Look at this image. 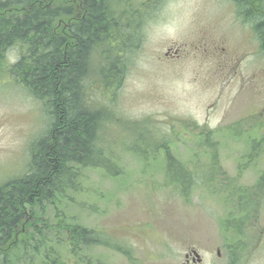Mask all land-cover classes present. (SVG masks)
I'll return each instance as SVG.
<instances>
[{
    "label": "rangeland",
    "instance_id": "obj_1",
    "mask_svg": "<svg viewBox=\"0 0 264 264\" xmlns=\"http://www.w3.org/2000/svg\"><path fill=\"white\" fill-rule=\"evenodd\" d=\"M257 7L251 0L254 13L264 10V0ZM244 18L233 0H161L148 14L145 39L117 94L91 92L106 111L96 133L112 166L108 171L76 165L78 176L47 205L46 218L55 227L50 237L58 240L63 264H163L182 261L190 246H197L208 264L225 261L218 255L224 250L239 264H264V189L257 185L264 157L246 164L256 138L264 137V53L240 59L258 45ZM17 46L8 47L0 63V184L26 170L30 144L46 136L53 121L43 100L10 75L8 66L21 54ZM253 111V128L232 130L234 121ZM207 135L210 146L203 143ZM133 147L146 149L147 158ZM204 150L218 153L238 186L253 187L255 208L253 202L248 211L237 207L240 195L226 200L217 188L226 180L216 161L211 178L199 170L184 195L166 183V151L191 169L205 170ZM228 202L238 210L227 213ZM69 224L96 230L99 240L73 245ZM31 251L22 249L16 257L23 264H44L43 256Z\"/></svg>",
    "mask_w": 264,
    "mask_h": 264
},
{
    "label": "trees",
    "instance_id": "obj_2",
    "mask_svg": "<svg viewBox=\"0 0 264 264\" xmlns=\"http://www.w3.org/2000/svg\"><path fill=\"white\" fill-rule=\"evenodd\" d=\"M233 1L252 18L264 43V10L254 13L251 0ZM259 1L255 0L256 8ZM157 5L158 0H0V63L6 60L7 48L18 45L21 54L8 66L10 75L37 100L42 99V106L53 118L46 136L30 145L26 171L0 184V264H23L16 257L22 249L42 255L44 264H63L56 250L58 240L50 237L49 231L55 227L46 218L47 205L78 176L76 165L112 166L111 154L99 145L96 133L106 111L91 92L106 89L117 94L132 53L144 41L142 21ZM210 139L207 135L203 143L208 145ZM256 139L248 163L264 157V137ZM133 150L146 156L140 149ZM166 152V183L171 182L184 195L191 185L175 181L195 180L204 168L196 170L192 165L191 169ZM208 154L209 171L216 161L217 171L225 175L226 183L219 188L226 200L240 195L236 206L248 211L253 187L236 185L218 153ZM257 185L264 189V169ZM228 204L232 208H227V213L238 210L235 203ZM62 226L58 222V227ZM67 229L73 245L95 242L87 228L69 224Z\"/></svg>",
    "mask_w": 264,
    "mask_h": 264
},
{
    "label": "flooded vegetation",
    "instance_id": "obj_3",
    "mask_svg": "<svg viewBox=\"0 0 264 264\" xmlns=\"http://www.w3.org/2000/svg\"><path fill=\"white\" fill-rule=\"evenodd\" d=\"M183 257L184 258L182 261L172 260L163 264H208L205 260V257L201 254V252L197 249L196 246H190L186 248Z\"/></svg>",
    "mask_w": 264,
    "mask_h": 264
},
{
    "label": "bare ground",
    "instance_id": "obj_4",
    "mask_svg": "<svg viewBox=\"0 0 264 264\" xmlns=\"http://www.w3.org/2000/svg\"><path fill=\"white\" fill-rule=\"evenodd\" d=\"M119 48V47H118ZM115 64V63H114ZM90 88V87H89ZM107 118V117H106ZM37 214V213H36ZM33 216V215H32ZM36 220H38V219H36ZM45 221V220H44ZM32 224V223H31ZM39 229V228H38ZM6 257V256H5Z\"/></svg>",
    "mask_w": 264,
    "mask_h": 264
}]
</instances>
